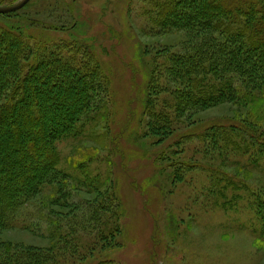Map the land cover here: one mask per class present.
<instances>
[{"label":"rangeland","instance_id":"374dc122","mask_svg":"<svg viewBox=\"0 0 264 264\" xmlns=\"http://www.w3.org/2000/svg\"><path fill=\"white\" fill-rule=\"evenodd\" d=\"M151 1L30 0L12 14H0V28H19L31 43L41 37L84 42L110 80L108 104L106 100L104 108L92 111L96 124L87 126L88 134L57 144L59 167L72 175L67 187L72 203L93 198L75 182L74 177L82 176L72 166L94 153L90 176L104 177L105 187L111 184L117 198L119 230L110 248L89 250L81 264H264V237L250 206L254 194H264L263 161L250 155L251 148L245 154L201 136L210 125L242 120L264 132V115L253 117L264 111V99L207 108L175 124L172 134L157 143L156 136L147 134L144 114L148 72L157 64L162 90L169 65L162 52H182L190 37L184 31L155 34L146 15ZM151 96L155 111L168 110L172 103L170 93ZM234 140L243 147L245 142ZM54 194L47 189L23 206L12 227L0 233V242L54 254L66 251L63 240H51L49 233L59 221V231L75 226L73 235L81 237L79 219L85 210L50 205Z\"/></svg>","mask_w":264,"mask_h":264},{"label":"trees","instance_id":"16d2710c","mask_svg":"<svg viewBox=\"0 0 264 264\" xmlns=\"http://www.w3.org/2000/svg\"><path fill=\"white\" fill-rule=\"evenodd\" d=\"M14 2L0 0V6ZM146 15L155 34L184 31L190 37L182 52H162L169 64L164 69L168 86L158 91L157 64L148 72L144 114L149 119L147 134L156 136L157 143L172 134L175 124L207 108L234 100L263 103L264 0H152ZM108 82L84 42L41 37L31 43L19 28H0V233L12 227L23 206L47 189L56 193L50 205L85 210L79 219L81 237L73 235L78 231L75 226L59 231V221L49 233L51 240H63L66 251L54 254L47 248L0 242V264H81L89 250L110 248L120 214L113 186L105 187V178L90 176L87 169L97 153L72 166L82 176L74 177L75 182L84 194L93 196L74 204L67 188L72 175L59 167L57 149L59 142L83 137L87 126L96 124L97 116L90 115L105 107ZM161 91L170 93L171 113L164 106L160 111L152 106L151 94ZM251 93H260L261 99ZM259 114L253 117L264 111ZM201 136L245 154L251 148L250 155L264 165V132L250 121L210 125ZM234 139L245 142L243 147ZM230 185L238 191L236 184ZM250 206L264 237V194H254Z\"/></svg>","mask_w":264,"mask_h":264},{"label":"water","instance_id":"95a60500","mask_svg":"<svg viewBox=\"0 0 264 264\" xmlns=\"http://www.w3.org/2000/svg\"><path fill=\"white\" fill-rule=\"evenodd\" d=\"M30 0H21L12 6L0 7V14L14 13L23 8Z\"/></svg>","mask_w":264,"mask_h":264}]
</instances>
